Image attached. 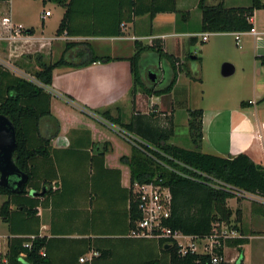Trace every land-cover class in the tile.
I'll use <instances>...</instances> for the list:
<instances>
[{"label": "crops", "instance_id": "crops-1", "mask_svg": "<svg viewBox=\"0 0 264 264\" xmlns=\"http://www.w3.org/2000/svg\"><path fill=\"white\" fill-rule=\"evenodd\" d=\"M2 1L10 5V0ZM223 1L227 7L246 6L238 0H228L230 3ZM197 2L176 0L178 9L189 11V15L180 21L174 12H159L152 19L142 15L123 24V34L120 36L87 37L93 49L92 40H106L108 51L105 55L115 57L114 60L105 63L96 61L82 67L60 66L53 70L50 108L59 122V130L50 139L52 147L49 154L46 157L39 156L33 162L34 182H51L60 187V191L48 199L41 195L40 201L44 200V204H40L37 209L39 235L47 239L45 249L40 250L41 254L45 253V264H143L154 257L160 259V264H168L165 249L171 243L163 238L129 235V193L131 186L133 191L135 183L131 185L130 167L121 157L131 155L132 145L117 132L118 135H115L108 131L110 128L99 116L103 111H108L123 123L130 121L137 112L155 114L161 125L168 124L171 119L174 133L170 142L176 136V125L185 127L187 138L190 139L189 110L201 108L202 151L223 156L245 153L264 165V66L257 58L264 53V8L253 11V29L241 32L238 42L233 32H214L217 36L233 37L235 45L241 49L239 56L227 57L233 62L234 73L238 74L229 80L230 92L224 97L211 105L198 103L200 105L191 107L189 100L194 92L192 83L197 87V83L202 81L198 80L196 73L202 69L206 44L198 47L200 55L192 52V46H196L198 40L206 41L209 36L203 39L204 32L198 31L201 11ZM195 9L198 11L194 15L195 19L191 20ZM7 10L0 5V34H7L8 30L1 23L2 18L7 16L11 21L10 10ZM62 14L63 8L58 6V22ZM51 16L52 13L44 15L42 10L41 25L44 26L45 18ZM22 26L24 31L12 40L0 39V63L13 62L24 66L25 62L30 65L34 53L40 54L45 61L55 53L58 57L50 59L55 61L64 49L60 41L65 44L69 40L86 39L77 36L47 37L42 33L36 35L34 25ZM190 36H196V39ZM135 38L145 41V44L160 38L164 51L178 57L190 73L178 72L169 93L156 96L137 90L132 94L133 78L127 58L135 51ZM191 52L194 55L186 60V55ZM72 54L73 49L69 51V55ZM195 55L200 57L199 61ZM22 57L24 62L20 61ZM139 69L145 82L150 69L158 72L157 81L152 84L155 89L164 87L173 77L169 61L152 52L142 54ZM241 101L248 103L243 106ZM179 105L182 106L181 113L177 109ZM83 107L87 109L82 110ZM46 120H43L41 129L45 135H49L51 133L44 131ZM43 191L41 189L39 193ZM35 193L31 189L30 194ZM6 199V195L0 194V205ZM230 199L227 202L232 209L241 208L240 226L244 229L248 221L243 222L241 206L246 200L238 201L233 197V206ZM248 205L251 209V203ZM248 218L257 221V224L261 221L264 223V216L251 211ZM35 223L14 214L12 228L16 233H12L8 223L0 217V255L5 252L8 238L23 233L26 231L24 226ZM252 236H264V233H248V242L241 246L242 250ZM227 247H223V254ZM96 250L102 256L95 257L98 255ZM94 251L97 254L94 255ZM82 256L84 260H80ZM244 258L242 254L243 260L239 264H244Z\"/></svg>", "mask_w": 264, "mask_h": 264}, {"label": "trees", "instance_id": "trees-1", "mask_svg": "<svg viewBox=\"0 0 264 264\" xmlns=\"http://www.w3.org/2000/svg\"><path fill=\"white\" fill-rule=\"evenodd\" d=\"M46 1L63 8L55 34L65 33L68 36L86 39L66 41L61 55L55 61H45L37 54L38 67L30 74L35 80L19 76L0 63V113L6 115L15 126L17 147L13 155L14 162L27 173V180L20 192H13L0 186V194L7 196L0 205V217L2 221L8 223V229L10 232L13 231L12 233H16L12 228L14 214L26 221H36L32 226H24L26 231L23 233L8 238L5 252L0 255V264L46 262V256L43 255L45 253L41 254L40 250L45 249L47 239L39 235L37 209L40 204H44V200L40 201L41 195L48 199L58 193L60 187L51 182L42 184L34 182L33 162L37 157H46L49 154L52 147L50 139L59 130V122L50 108L53 70L60 66L82 67L96 61L105 63L116 59L110 55L97 54L87 37L120 36L123 34L122 25L132 22L136 17L148 15L152 19L159 12H174L180 21L189 15L188 10L177 8L176 0H41L42 4ZM197 6L201 11L199 32H245L253 28L251 20L253 11L256 8H264V1L250 0L246 6L227 7L223 0L215 2L198 0ZM190 38L195 40L196 36ZM133 45L135 51L127 58L133 78L132 94L137 90L146 95L156 96L169 93L176 82L178 72L190 73L178 57L164 51L160 38H154L151 44H145L135 38ZM72 49V57H67ZM144 52L155 53L161 59L169 61L173 77L164 87L155 89L152 86L157 81L156 68L150 69L156 73L155 80L146 75L145 80L148 83L144 81L139 69ZM189 56L188 53L185 59L188 60ZM257 58L264 66V53ZM196 59L199 61L200 57L196 56ZM65 97L71 99L69 95ZM247 103L241 101L240 104L244 106ZM154 115L137 112L132 115L130 121L123 123L108 111L99 114L101 119L132 133L136 142L142 146L139 148L131 144V155L121 157V160L130 167L131 185L159 179L162 184L169 187L171 211L167 224L173 229L203 237L212 233L216 223L225 222L239 230L242 236L227 238L215 251L223 256L224 246H235L239 250L236 263L241 262L243 252L241 246L248 242L240 226L242 211L240 207L232 209L227 200L244 197L237 196L232 190L210 187L205 183L203 176L200 179H192L181 175L177 170L185 168L178 161L190 165L197 171L216 176L223 182L231 184L235 190L246 191L261 198H264V165L255 162L245 153L223 156L202 151L201 108L189 110L188 129L193 148L170 143L169 139L174 133L171 119L168 120V124L161 125ZM44 119H47L44 131L51 133L49 135H45L41 129ZM193 173L199 176L197 172ZM31 189L36 193L30 194ZM41 189L44 190L42 194L39 193ZM129 199L131 230L140 217L132 186ZM251 200V212L264 216V203L256 199ZM26 243H30V246ZM96 251L98 255L95 257L102 256L99 250ZM165 252L168 264H227L224 259L213 263L210 255L206 254L188 252L181 255L175 244L169 245ZM143 264H160V259L150 258Z\"/></svg>", "mask_w": 264, "mask_h": 264}, {"label": "rangeland", "instance_id": "rangeland-1", "mask_svg": "<svg viewBox=\"0 0 264 264\" xmlns=\"http://www.w3.org/2000/svg\"><path fill=\"white\" fill-rule=\"evenodd\" d=\"M192 1V0H190ZM240 4L249 5L250 0H238ZM227 3H230V1L227 0ZM0 5L3 9L10 10V16L11 21L18 25H34L35 28V34L49 37L58 36L55 34V27L58 22V5L54 4L51 1H46L45 4H42L41 0H10V5L8 3H4L3 1H0ZM192 6L189 8L191 9ZM187 8V9H189ZM7 10V11H8ZM49 11V14L52 13V16L49 18H45L46 24L44 26L41 25V18H40V12L41 11ZM198 9H195L192 15L191 20H194V15ZM47 14V15H49ZM45 15V14H44ZM6 28L7 26L4 25ZM213 33V34H212ZM209 34L208 39L204 42L197 41L196 46H192V52L196 55H200L198 47H201L202 45L206 44V47L204 49L203 59L204 62L201 63V71L199 70L196 73V76H198V80L201 81V83H197V87H195V83H192V91L193 96L191 100H189V105L191 107H196L198 103H202L205 105H211L214 102L218 100L220 97H224L227 93L230 92L231 87L228 82L229 80H232L236 78L238 73H233L229 76H223L220 73V66L224 61H228L233 63L231 60H229L227 57H236L239 56L240 50L236 45L235 41L230 37L227 36H217L214 32ZM57 38V37H55ZM200 38V36H199ZM81 40V39H79ZM58 42V41H54ZM94 44V50L99 54H105L107 53L106 49V40H92L91 41ZM145 42V41H144ZM61 44V47L64 45L63 42H59ZM59 47V48H61ZM55 49V48H54ZM57 49V48H56ZM189 53L190 55H194L193 53ZM36 54L34 53L33 56L34 59L30 65H27L23 60L24 58L20 59V61L24 62V66L19 63H3L5 67H7L10 71L13 73L29 78L34 79L32 74L37 68V59ZM195 55V56H196ZM58 57L53 53V56L50 58L48 57L47 60L50 61V59H55ZM67 57H72L68 55ZM224 59V60H223ZM196 92V96L194 93ZM195 96V97H194ZM194 97V98H193ZM188 102H186L187 104ZM187 105V106H189ZM200 105V104H198ZM179 109V113L182 112V106L179 105L177 107ZM105 123L108 125L107 127L109 132H112L115 135H118L116 133V128L113 124H109V122ZM176 123H178V118L176 120ZM176 136L172 137L170 142L175 143L176 145H181L186 148H193V145L189 138H187V129L180 128L176 125L175 127ZM120 136V135H119ZM121 137V136H120ZM246 200L242 203V210H243V222H247L244 224V229H242L243 235H246L250 232H256V231H262L264 233V223L262 221L257 224V221H253V219H249L248 215L251 211L249 207V203L252 201L251 199L247 198H239L238 201ZM230 203L234 206L235 200L232 198L230 199ZM248 218V219H247ZM250 222V223H249ZM261 233V232H260ZM224 259L227 260L228 264H234L237 261V258L239 256V250L237 247L228 246L225 250ZM244 258V264H264V236H257L250 239V242L245 245V248L242 250ZM243 260V259H242Z\"/></svg>", "mask_w": 264, "mask_h": 264}, {"label": "built area", "instance_id": "built-area-1", "mask_svg": "<svg viewBox=\"0 0 264 264\" xmlns=\"http://www.w3.org/2000/svg\"><path fill=\"white\" fill-rule=\"evenodd\" d=\"M44 14H49V11H44ZM1 23L6 25L8 30L7 34H0V39L12 40L14 36L21 34L24 30V27L21 24H12L10 18L7 16L2 18ZM252 29L249 31H252ZM209 34V32H204L202 34V38L206 39ZM233 34L238 42L241 32H233ZM67 36L68 35L65 33L58 35V37L62 38H67ZM103 121L105 122V120ZM114 126L116 128V132L121 137L129 141L131 144L142 148L141 144L136 142V138L132 133L120 128L117 125ZM178 163L185 169L177 170V172L187 178L200 179L203 176L205 177V183L212 188H224L232 190L236 192L237 196L247 199H256L264 203V198L255 196L246 191L235 190L231 184L223 182L214 175L197 171L186 163L179 161ZM168 167L172 169V167ZM193 172H197L200 177L195 175ZM133 192L136 197L137 207L140 210V217L137 220L135 227L129 231V235L131 236L163 238L169 243L177 245L178 252L181 255L188 252H194L203 255L206 254L210 255V260L213 263H218L220 260L224 259V256H220L216 253V248L220 247L227 238L242 236L239 230L231 227L225 222L216 223L213 226L212 233L203 237L186 234L179 229L171 228L167 224V220L170 217L171 211V192L169 187L162 184L159 179L158 181L151 180L146 183H135ZM26 245L30 246V243H26ZM93 254L95 255L97 252L94 251ZM84 259L85 257L83 256L80 258V260Z\"/></svg>", "mask_w": 264, "mask_h": 264}, {"label": "water", "instance_id": "water-1", "mask_svg": "<svg viewBox=\"0 0 264 264\" xmlns=\"http://www.w3.org/2000/svg\"><path fill=\"white\" fill-rule=\"evenodd\" d=\"M234 69L231 62L224 61L221 64L220 73L223 76H229L234 73ZM148 76L151 80H155L156 73L150 71ZM16 147L15 126L6 115L0 113V186L13 192H20L27 180V173L14 162L13 155Z\"/></svg>", "mask_w": 264, "mask_h": 264}]
</instances>
